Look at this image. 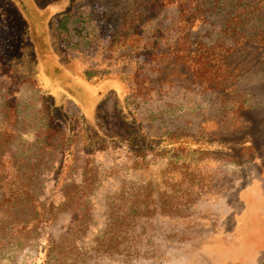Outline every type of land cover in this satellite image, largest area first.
Returning <instances> with one entry per match:
<instances>
[{"label":"rangeland","instance_id":"rangeland-1","mask_svg":"<svg viewBox=\"0 0 264 264\" xmlns=\"http://www.w3.org/2000/svg\"><path fill=\"white\" fill-rule=\"evenodd\" d=\"M130 2L0 0V70L9 71L0 83L11 84L9 98L0 94V119L11 111L9 126L22 133V148L47 124L54 102L63 126L78 127L69 117L84 115L95 127L104 113L103 123L118 136L129 134L120 115L130 112L132 127L147 138L175 135L200 142L195 148L205 153L184 155L175 144L166 154L134 158L120 148L70 144L65 180L79 182L90 170L86 199L29 241L0 243V264H239L246 255L235 239L244 214L241 194L254 184L264 192V0H208L205 21L190 32L191 50L199 43L213 47L235 68L223 90L166 82L127 113L117 101L120 89L104 86L137 65L154 67L148 51L171 46L166 38L179 35L172 27L179 28L180 18L174 7L133 16ZM135 17V41L128 33L115 40L124 20ZM69 84L82 89L81 99L68 97ZM37 151L34 146L31 154ZM45 157L34 193L58 205L63 191L50 166L62 157ZM245 264H264V250Z\"/></svg>","mask_w":264,"mask_h":264},{"label":"trees","instance_id":"trees-1","mask_svg":"<svg viewBox=\"0 0 264 264\" xmlns=\"http://www.w3.org/2000/svg\"><path fill=\"white\" fill-rule=\"evenodd\" d=\"M207 2L208 0H131L129 5L132 7L130 13L133 16H137L138 11L144 15L146 11H159L174 7L177 8L180 18L179 22L178 20L176 22L179 28L172 27L173 31L179 35L166 38V40L171 41V46L159 48L157 44L155 50L148 51V56L153 59L151 62L154 63V67L144 66L141 68L137 65L134 72L126 78L113 80L116 84L112 83L110 86V83H105L108 84L104 86L105 89L113 86L120 89L117 101H124L127 113L132 102L137 99L142 101L149 99L153 93L157 94L166 82L173 85L179 81L186 85H196L203 91H220L223 90L225 84H229V81L233 80L236 70L228 64V58L216 54L213 47L202 43L197 44L192 50L189 47L190 41L188 43V39L193 26L197 22L203 23L205 21L204 9ZM129 18L121 24L120 29H118L120 33L118 36L120 37H115V40L124 38L123 35L128 33L127 36H131L130 41L132 43L135 41L133 33L139 19L137 20L135 17L128 22ZM222 49L227 48L222 46ZM8 72V69L3 66L0 75L3 73L8 75ZM10 86L11 84L2 86L0 83V94L2 93L3 98L10 97ZM69 87L67 89L69 98L76 97L83 92L78 85L69 84ZM47 109L49 110L47 124L39 130L30 145L26 144L22 148L18 147L22 133L9 126L14 115L11 114V111L1 114L0 243L14 241L25 243L36 237L39 228L55 222L59 214L76 211L77 207H80L79 202H84L83 200L86 199L85 196L92 185L90 183L92 172L84 170L79 182H66L65 180L69 175L66 173L71 171V167L65 165L64 158L71 155L69 146L72 143L85 142L88 148H92V150L120 148L134 158H141L147 154H166L171 151H167V149L175 144L179 146L176 151L184 155L205 153L200 147L195 148V145L201 144L200 142L194 144L190 140L183 141L181 138H175V135L169 134L168 137L164 138H147L140 127L135 125L132 127L131 124H135L136 120L130 117V112L127 117H125V113L120 115L131 127L128 130L129 134L124 135L125 131H123L120 134L122 136H118L108 128L109 125L106 122L103 123L106 120L104 113L97 119L95 127L89 126L84 115L69 117V120L74 118L78 124V127L74 125L73 128V124L68 127L67 125L63 126V123L58 120L56 117L58 105L55 102L53 106L47 107ZM57 143L59 145H56ZM34 146L38 149L37 154H31ZM41 151H44L47 156L56 157L60 155L62 157V163L50 166V169L59 173L56 187L63 191V200L58 205L49 200L41 202L34 193L33 184L35 180L47 169L44 161L46 157ZM49 252L55 254L54 242L51 239ZM49 262L50 259L44 264H49Z\"/></svg>","mask_w":264,"mask_h":264},{"label":"crops","instance_id":"crops-1","mask_svg":"<svg viewBox=\"0 0 264 264\" xmlns=\"http://www.w3.org/2000/svg\"><path fill=\"white\" fill-rule=\"evenodd\" d=\"M241 195L244 214L239 218L235 239L246 254L237 259V263L245 264V260L256 262L264 250V192L258 184H254Z\"/></svg>","mask_w":264,"mask_h":264}]
</instances>
